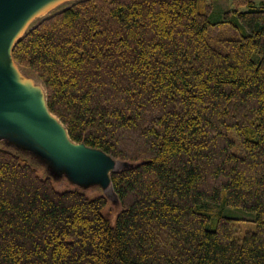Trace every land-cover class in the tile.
Returning a JSON list of instances; mask_svg holds the SVG:
<instances>
[{
    "label": "trees",
    "instance_id": "obj_1",
    "mask_svg": "<svg viewBox=\"0 0 264 264\" xmlns=\"http://www.w3.org/2000/svg\"><path fill=\"white\" fill-rule=\"evenodd\" d=\"M219 2L77 0L15 41L71 140L131 165L113 225L0 148V264H264V1Z\"/></svg>",
    "mask_w": 264,
    "mask_h": 264
},
{
    "label": "water",
    "instance_id": "obj_2",
    "mask_svg": "<svg viewBox=\"0 0 264 264\" xmlns=\"http://www.w3.org/2000/svg\"><path fill=\"white\" fill-rule=\"evenodd\" d=\"M42 1L0 0V32L12 21L28 15ZM16 40L9 50L11 60V49ZM47 112H50L47 104L35 89L0 66V130L9 133L15 131L19 135L18 139L24 138L38 144L56 161L76 173V176L94 177L101 183L110 182L104 171L110 164L109 155L71 140L63 123L54 114L56 120L50 118ZM79 171L85 175H79Z\"/></svg>",
    "mask_w": 264,
    "mask_h": 264
},
{
    "label": "rangeland",
    "instance_id": "obj_3",
    "mask_svg": "<svg viewBox=\"0 0 264 264\" xmlns=\"http://www.w3.org/2000/svg\"><path fill=\"white\" fill-rule=\"evenodd\" d=\"M77 0H44L36 4L31 12L19 19L12 21L6 29L0 32V66H5L6 62H12L14 69H10L12 76L23 81L39 94L40 98L46 103V91L43 83L27 69L21 68L13 59L11 60L9 50L14 42L27 29L32 27L38 20L74 3ZM256 3L264 0H255ZM233 0H220L218 3L221 8L226 9L232 5ZM5 46V47H4ZM5 54V55H4ZM7 55V57H6ZM3 66V67H4ZM47 109V108H46ZM53 114V113H51ZM17 132H5L0 130V148L10 150L19 154L25 159L36 171L43 177H48L58 189H77L84 191L90 196L104 194L108 202L104 208L110 215L111 224L116 223V215L121 209L120 203L114 194L110 182H100L98 179L89 176H76L65 164L56 161L46 151L42 150L38 144L29 142L24 138L18 139ZM110 158V164L105 168V174L109 176L111 171L120 170L131 165L129 162H121L117 159ZM79 175L82 171L78 172ZM101 173V172H100ZM103 175V173H101ZM82 175H85L84 173ZM81 175V176H82ZM105 179V178H104ZM102 180V179H101ZM222 214L234 217L233 223L242 232L254 229L255 224L247 214L225 207Z\"/></svg>",
    "mask_w": 264,
    "mask_h": 264
},
{
    "label": "bare ground",
    "instance_id": "obj_4",
    "mask_svg": "<svg viewBox=\"0 0 264 264\" xmlns=\"http://www.w3.org/2000/svg\"><path fill=\"white\" fill-rule=\"evenodd\" d=\"M12 63V62H11ZM10 62H6V68L8 69V70H10V69H14V67H13V65L11 64ZM3 66H4V64H3ZM2 66V68H4V69H6L5 68V66L3 67ZM48 113V115H49V117L50 118H52V119H55L56 120V118H55V116L53 115V114H51L50 112H47ZM66 137V136H65ZM68 139V138H67Z\"/></svg>",
    "mask_w": 264,
    "mask_h": 264
}]
</instances>
